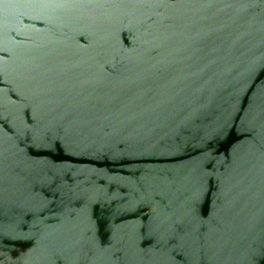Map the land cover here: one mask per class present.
<instances>
[{
    "label": "water",
    "instance_id": "1",
    "mask_svg": "<svg viewBox=\"0 0 264 264\" xmlns=\"http://www.w3.org/2000/svg\"><path fill=\"white\" fill-rule=\"evenodd\" d=\"M0 264H264V0H0Z\"/></svg>",
    "mask_w": 264,
    "mask_h": 264
}]
</instances>
